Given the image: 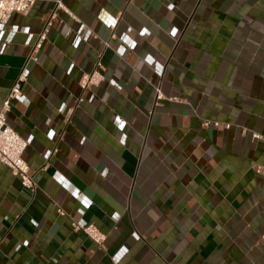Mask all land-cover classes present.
I'll use <instances>...</instances> for the list:
<instances>
[{
	"label": "crops",
	"instance_id": "0c3cea01",
	"mask_svg": "<svg viewBox=\"0 0 264 264\" xmlns=\"http://www.w3.org/2000/svg\"><path fill=\"white\" fill-rule=\"evenodd\" d=\"M62 2L76 19L36 0L7 25L29 33L0 41L1 107L55 9L20 86L31 102L6 113L35 186L0 164V264H263L264 0Z\"/></svg>",
	"mask_w": 264,
	"mask_h": 264
},
{
	"label": "built area",
	"instance_id": "2783aa9c",
	"mask_svg": "<svg viewBox=\"0 0 264 264\" xmlns=\"http://www.w3.org/2000/svg\"><path fill=\"white\" fill-rule=\"evenodd\" d=\"M36 0H0V41L9 42L12 35L16 32H21L23 34L29 33L28 26H18L17 24H12L8 27V22L10 16L13 13L26 15L34 5ZM55 3V9H60L64 13L68 14L69 17L76 19L72 11L62 2V0H53ZM55 9L49 13V15L42 19V24L40 26L39 33L35 38L34 42L30 45L29 53L25 59V63L20 69V72L15 79L13 85L6 98L2 101L0 107V164L7 166L11 173L19 177L21 184L30 189L34 190L35 183L32 176L28 172V165L23 158V152L27 146V141L22 138L15 130H13L6 122V113L9 111V101L10 99H17L22 103L29 104L31 100L23 95L20 91L21 83L24 82L28 75V64L29 62H37L38 52L41 49L43 41L47 37V33L52 26V21L56 17ZM85 29V25L81 23L80 30ZM87 32L88 30L85 29ZM143 29L136 31V35L142 34ZM135 35V36H136ZM143 35L144 32H143ZM82 36L77 32L72 33L70 36V43L73 47H77ZM136 46L135 39H131L127 44L129 49H133ZM155 62L154 60L148 61V63ZM100 64L96 62L94 69L91 72L83 73L80 80L79 86L81 89H86L91 85H97L98 82L103 78L102 74L99 72ZM165 99L162 94L160 87L155 86V98L154 105H159ZM81 98L78 99L80 101ZM59 111L61 113H66L67 116L71 113V108H68L65 104L60 105ZM115 123L119 129L123 130L125 127V122L116 117ZM204 125H208V121H204ZM214 125H218V122L213 121ZM228 124H226L227 126ZM252 136L257 139L264 140V134L253 133ZM125 138V135H123ZM48 153L45 154V156ZM82 196H80L81 198ZM72 226L75 229H81L95 244L101 246L105 241V235L98 230V228L93 223L81 222L78 220L72 221ZM255 264V263H250ZM264 264V263H263Z\"/></svg>",
	"mask_w": 264,
	"mask_h": 264
}]
</instances>
